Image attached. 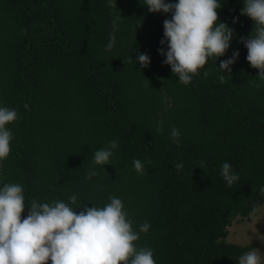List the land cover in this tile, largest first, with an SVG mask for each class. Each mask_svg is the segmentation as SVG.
I'll use <instances>...</instances> for the list:
<instances>
[{
  "label": "trees",
  "instance_id": "1",
  "mask_svg": "<svg viewBox=\"0 0 264 264\" xmlns=\"http://www.w3.org/2000/svg\"><path fill=\"white\" fill-rule=\"evenodd\" d=\"M220 2L219 22L234 30L230 47L208 61L206 78L201 71L185 85L159 51L168 50L161 41L171 14L149 12L144 0H116V8L109 0H0V107L18 113L7 125L13 140L0 187L20 184L26 207L60 200L80 211L117 197L134 230L150 224L136 243L156 264H239L257 245L228 242V228L264 205V80L241 43L255 27L241 15L244 0ZM234 51L231 72L220 70ZM113 140L111 164L96 165L94 152ZM225 162L239 176L231 187ZM90 170L97 175L86 180Z\"/></svg>",
  "mask_w": 264,
  "mask_h": 264
},
{
  "label": "clouds",
  "instance_id": "2",
  "mask_svg": "<svg viewBox=\"0 0 264 264\" xmlns=\"http://www.w3.org/2000/svg\"><path fill=\"white\" fill-rule=\"evenodd\" d=\"M144 4L151 13L171 14V19L163 22L165 39L161 41V45L167 44L168 50L159 51L166 56L164 63L171 67L179 82L188 85L201 71L206 78L209 74L206 64L226 54L234 35L233 29L219 22L220 0H178L177 3L144 0ZM243 4L241 15L250 18L255 27L241 43L247 49L248 63L259 70L258 77L264 80V0H244ZM109 7L116 8V0H109ZM114 44L115 34L112 33L106 50L110 51ZM238 56L239 52L234 51L230 59L221 61L219 69L230 73ZM129 60L132 61L130 57ZM138 63L148 67V55L138 53ZM219 79L224 82L223 76ZM17 119L16 110L0 107V165L11 152L13 134L7 125ZM157 131H162V122L158 123ZM171 139L179 146L180 134L175 127L171 129ZM117 148L118 142L113 140L108 147L96 150L94 163L111 164L113 150ZM133 164L136 172L143 175V163L135 159ZM204 166L202 161L200 168ZM175 167L179 171L183 164L177 163ZM95 175L96 171L90 170L85 179L90 180ZM221 175L230 187L239 180L227 162L221 166ZM69 200L74 205L77 197L72 195ZM109 201L103 207L84 205L80 211L60 200L51 203L32 200L26 207L23 187L5 183L0 187V264H156L152 249L138 248L136 243L140 233L149 231L150 224L145 222L139 231L134 230L122 200L109 197ZM239 264H264V259L259 250L253 248L239 257Z\"/></svg>",
  "mask_w": 264,
  "mask_h": 264
},
{
  "label": "rangeland",
  "instance_id": "3",
  "mask_svg": "<svg viewBox=\"0 0 264 264\" xmlns=\"http://www.w3.org/2000/svg\"><path fill=\"white\" fill-rule=\"evenodd\" d=\"M228 242L239 245L255 243L264 259V205H262L252 220L238 218L229 228Z\"/></svg>",
  "mask_w": 264,
  "mask_h": 264
}]
</instances>
